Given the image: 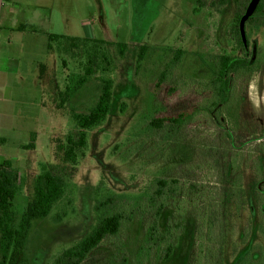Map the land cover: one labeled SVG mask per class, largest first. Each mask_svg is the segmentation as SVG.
Instances as JSON below:
<instances>
[{"label": "rangeland", "instance_id": "1", "mask_svg": "<svg viewBox=\"0 0 264 264\" xmlns=\"http://www.w3.org/2000/svg\"><path fill=\"white\" fill-rule=\"evenodd\" d=\"M18 2L20 25H25L20 53L25 82L15 83L0 101L14 123L2 131L7 142L0 146V164L10 161L20 177L18 222L42 165L62 164L57 146L79 133L73 116L89 113L104 82L112 83L110 114L88 131L78 164L67 166L75 171L64 199L47 218L32 222L27 264H54L100 216L115 213L124 217L120 233L105 239L83 264H206L207 252V260L220 257L219 264H254L258 259L255 263L263 264L264 228L257 209L264 197L260 204L254 197L255 213L246 206L237 219L239 210L229 207L231 219L225 220L219 205L227 188L221 183L226 164L218 165L215 152L253 159L264 155V30L246 29L250 43L261 52L263 70L248 82L236 80L239 103L230 117L217 126L202 113L178 131L170 124L157 129L152 121L193 113L207 104L212 79L207 65L213 56L238 48L235 0ZM50 34L105 42L102 52L110 65L99 58L94 74L80 85L90 66L86 51L65 52L60 43L48 50ZM117 45L128 46L124 56ZM142 46L148 52L140 60ZM162 73L167 79L157 89ZM233 180L238 182L237 177ZM160 181L167 186L157 198ZM229 192L238 195L235 188ZM105 202L108 206L97 211ZM169 245L174 251L165 259Z\"/></svg>", "mask_w": 264, "mask_h": 264}, {"label": "trees", "instance_id": "2", "mask_svg": "<svg viewBox=\"0 0 264 264\" xmlns=\"http://www.w3.org/2000/svg\"><path fill=\"white\" fill-rule=\"evenodd\" d=\"M235 1L238 12L236 13L237 25L233 32L238 48L233 54L225 53L213 56L211 63L207 65L212 74V79L207 84L209 89L207 104L195 108L193 113L184 111L176 117H164L154 120L151 122L153 127L162 129L165 124H170L178 131L184 127L187 121L202 113L208 115L215 125L220 126L225 117L232 115L233 108L239 103L236 93V80L245 79L248 82L256 72L263 70L261 52L256 46H252L247 36L246 42H244L240 29L241 21L252 0H246L244 5L240 3V0ZM249 27L256 31L264 30V0L259 2L254 13L246 21L245 30ZM48 41V50H53L54 43H60L59 47L61 49L64 48L65 52L71 49H84L86 51L89 57L87 62H89L90 66L86 69V75L81 78L80 85L85 84L86 78L94 74V65L99 58H102L104 62L110 65L108 57L102 52V47L105 45L103 41L78 39L54 34L48 35ZM117 46L120 55L124 56L128 46ZM147 52L148 48L142 46L138 55L139 59L143 60ZM76 55L79 54L76 53ZM181 56L182 52H179L175 59L176 62L180 61ZM166 79L167 74L162 73L156 88H160ZM111 89V81H105L101 96L91 111L87 114H75L73 116L79 133L75 138L68 135L66 142L57 146V161L62 164L42 165L41 172L34 179L33 197L28 202L20 222H18L19 218L15 207V198L21 189L19 174L13 169L10 161L0 164V264L28 263L26 246L32 222L47 218L55 205L64 199L67 191V182L72 179L73 171H75L73 169L69 172L70 169L67 166L75 167L78 164L79 152L87 147L88 131L104 123L110 114L112 104ZM228 138H231V136H228ZM6 142L7 140L0 136V146L5 145ZM34 142L35 140L33 139ZM30 146L33 147L34 145ZM215 161L218 165L219 163L220 165L221 163L226 164L222 166L221 183L227 188L224 189V195L219 205V209L223 210V218L225 220L231 219V213L228 211L229 207H236L239 210L236 213L237 219L242 217V211L248 206H250L252 214L255 213L254 197H258L259 204L261 203V195L264 197V155L253 159L240 153H235L232 156L230 153L220 154L215 152ZM246 176H249L247 185H245ZM236 177L238 182L235 183L233 179ZM166 186V181L159 182V188L155 193L157 198L165 195ZM233 188L238 190V195L230 194L229 190ZM107 202L97 206L96 210L99 211L102 206H108ZM162 208L157 212V217H160ZM257 210L259 212V223H262L261 225L264 228V202L261 203V210ZM218 217L221 219L220 216ZM123 220L124 217L120 213L100 216L93 229L78 243L67 249L54 264H83L105 239L115 237L120 233ZM248 223H252V221L249 219ZM154 225L153 231L156 230V224L154 223ZM173 249L174 247L169 245L165 259L171 257ZM207 257H209V252L206 253V264H219L218 260L221 259L219 257L217 261L211 262L207 260ZM259 257L261 258V256ZM255 262H261V260L253 261L254 264H257ZM262 262H264L263 258Z\"/></svg>", "mask_w": 264, "mask_h": 264}, {"label": "crops", "instance_id": "3", "mask_svg": "<svg viewBox=\"0 0 264 264\" xmlns=\"http://www.w3.org/2000/svg\"><path fill=\"white\" fill-rule=\"evenodd\" d=\"M18 6V0H0V101L5 100L15 83L21 86L25 82L20 76L22 70L20 53L23 49L21 40L24 36L25 25H20ZM42 79L40 77V80ZM3 106L0 103L1 137H3L2 131L5 127L14 125L9 116L5 114Z\"/></svg>", "mask_w": 264, "mask_h": 264}, {"label": "water", "instance_id": "4", "mask_svg": "<svg viewBox=\"0 0 264 264\" xmlns=\"http://www.w3.org/2000/svg\"><path fill=\"white\" fill-rule=\"evenodd\" d=\"M261 0H252L250 5L248 6V9L246 11V14L244 16V18L241 21V25H240V29H241V35L242 38L244 40V42H246V30H245V23L246 21L251 17V15L254 13V11L256 10L259 2Z\"/></svg>", "mask_w": 264, "mask_h": 264}]
</instances>
